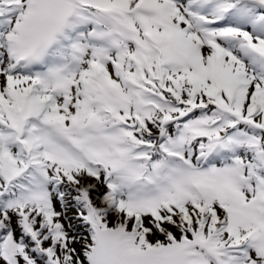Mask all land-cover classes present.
I'll use <instances>...</instances> for the list:
<instances>
[{"label": "snow or ice", "instance_id": "6c2138e0", "mask_svg": "<svg viewBox=\"0 0 264 264\" xmlns=\"http://www.w3.org/2000/svg\"><path fill=\"white\" fill-rule=\"evenodd\" d=\"M0 264H264V0H0Z\"/></svg>", "mask_w": 264, "mask_h": 264}]
</instances>
